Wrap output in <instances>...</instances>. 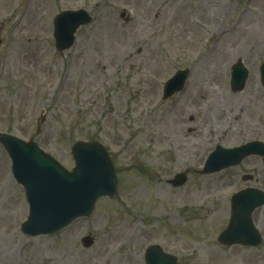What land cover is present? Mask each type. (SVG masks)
<instances>
[{
  "label": "rangeland",
  "instance_id": "374dc122",
  "mask_svg": "<svg viewBox=\"0 0 264 264\" xmlns=\"http://www.w3.org/2000/svg\"><path fill=\"white\" fill-rule=\"evenodd\" d=\"M68 9L93 21L59 52L52 22ZM238 61L249 73L233 91ZM262 61L264 0H0V132L37 142L67 169L73 143L98 142L118 176L117 196L88 218L26 236L24 191L0 146V264H145L154 244L176 264H264V207L251 216L259 247L216 240L234 193H264L262 160L201 172L216 146L264 143ZM186 68L185 90L163 98Z\"/></svg>",
  "mask_w": 264,
  "mask_h": 264
},
{
  "label": "water",
  "instance_id": "95a60500",
  "mask_svg": "<svg viewBox=\"0 0 264 264\" xmlns=\"http://www.w3.org/2000/svg\"><path fill=\"white\" fill-rule=\"evenodd\" d=\"M88 22L90 18L85 11L58 15L53 23L56 48L60 51L68 48L79 26ZM185 74L178 72L166 83L164 98L181 89ZM246 78L247 71L238 63L231 73L232 89H242ZM262 83L264 85V69ZM0 144L11 159L13 177L25 189L29 215L21 225L24 234H53L73 219L88 216L98 198H112L115 195L117 177L114 167L104 148L96 142H76L72 145L71 155L75 166L71 172L44 154L33 142L0 133ZM252 154L264 158V144L250 142L236 148L217 147L208 156L203 172H215L236 165ZM184 181V175L178 174L172 183L180 185ZM262 205L264 193L258 190L245 189L234 194L230 200L228 227L218 236V241L224 245L258 246L261 236L251 222V213ZM82 242L84 246H90L92 240L87 237ZM145 258L146 264H176L175 258L156 246L146 251Z\"/></svg>",
  "mask_w": 264,
  "mask_h": 264
},
{
  "label": "bare ground",
  "instance_id": "6f19581e",
  "mask_svg": "<svg viewBox=\"0 0 264 264\" xmlns=\"http://www.w3.org/2000/svg\"><path fill=\"white\" fill-rule=\"evenodd\" d=\"M207 18H209L208 16L207 17H203V18H198V20H196V23L197 24H200V25H206V22H207ZM245 23L246 21L245 20H243L242 18H240L238 21H237V24L238 23ZM219 94H217L216 96H218Z\"/></svg>",
  "mask_w": 264,
  "mask_h": 264
}]
</instances>
